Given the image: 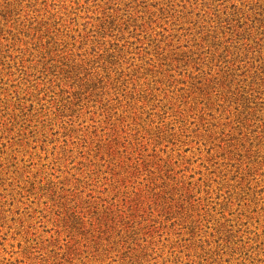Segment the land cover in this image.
Segmentation results:
<instances>
[{
	"label": "rangeland",
	"instance_id": "rangeland-1",
	"mask_svg": "<svg viewBox=\"0 0 264 264\" xmlns=\"http://www.w3.org/2000/svg\"><path fill=\"white\" fill-rule=\"evenodd\" d=\"M0 264H264V0H0Z\"/></svg>",
	"mask_w": 264,
	"mask_h": 264
}]
</instances>
